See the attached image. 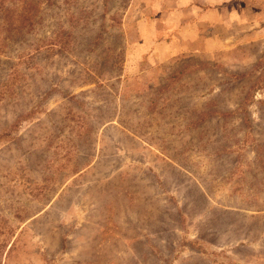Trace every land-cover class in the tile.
Here are the masks:
<instances>
[{
    "label": "rangeland",
    "instance_id": "rangeland-1",
    "mask_svg": "<svg viewBox=\"0 0 264 264\" xmlns=\"http://www.w3.org/2000/svg\"><path fill=\"white\" fill-rule=\"evenodd\" d=\"M5 6L0 264H264V0Z\"/></svg>",
    "mask_w": 264,
    "mask_h": 264
},
{
    "label": "trees",
    "instance_id": "trees-1",
    "mask_svg": "<svg viewBox=\"0 0 264 264\" xmlns=\"http://www.w3.org/2000/svg\"><path fill=\"white\" fill-rule=\"evenodd\" d=\"M10 1H13V0H0V41H5V40L9 39V40H11L13 42V41L19 40L20 37H19V32L18 31H21L23 25L27 24L28 27H30V26L33 25V22L35 23V21L33 20V17H34L33 15H29L28 16L26 14V16H22L21 9L18 12H16V11H14V9H11L9 6H5V3L6 2H10ZM15 1L17 2L18 0H15ZM46 1H47V3L50 2V0H46ZM15 13H18L19 14L18 18H21V21L18 20V19H15V21L17 23L14 22V20L13 21L11 20V18L15 17ZM4 24L6 25L5 29H4V26H3ZM8 26H11L12 28H15L16 33H13V34H10L9 36H6L5 34L9 31L8 30ZM3 47H5V44H4ZM176 72H178V71H176ZM171 77L172 76H169L168 79H170ZM229 112L230 111H225V112H222V113L218 112L217 114L216 113L215 114H209L207 117H209L208 119L223 118V117L227 116L229 114ZM111 121H113V120H110V121L102 124L101 127H104L106 124H109ZM109 125H111V124H109ZM113 127L116 130H118V132L123 136L124 139H129V140L134 141L132 139L133 137H131V135L134 132H132V131H130L128 129H125L120 123L119 124L117 123V126L115 125ZM134 135H135V133H134ZM134 143H135V141H134ZM135 144H137V143H135ZM138 145H139V142H138ZM180 218H182V216Z\"/></svg>",
    "mask_w": 264,
    "mask_h": 264
},
{
    "label": "crops",
    "instance_id": "crops-1",
    "mask_svg": "<svg viewBox=\"0 0 264 264\" xmlns=\"http://www.w3.org/2000/svg\"><path fill=\"white\" fill-rule=\"evenodd\" d=\"M118 131V130H117ZM131 137H133L132 139L135 141V143L138 144L139 142V146L137 147H140L143 148L142 146L144 147H147L148 149H151V150H154V148H152L151 146H149L145 140L138 134V133H134L131 135ZM133 141V142H134ZM156 150V149H155ZM156 153H153L155 156H157L159 159H160V156H163L161 155V153H159L158 151H155ZM157 154H159L160 156H158ZM164 158V156H163ZM167 161V160H166ZM178 170L182 172H185V174H189L190 172H187V170L185 169H182L179 165H178ZM189 176V175H188ZM190 181L193 182V178H191V176L189 177ZM182 219V218H181ZM183 222V221H182ZM182 225V228L185 229V226H186V223L183 224L181 223ZM177 231L180 232V226H177L176 227ZM201 240V241H200ZM181 244L183 245L184 248H187L189 249V251H193L194 254L195 253H198V254H205V251H204V247H201L203 245H210V244H206L204 240L201 239V237L199 236V233L198 234H195L193 238L191 237H184L181 241ZM178 242V244L180 243ZM203 248V249H202ZM207 249V248H206ZM208 250V249H207Z\"/></svg>",
    "mask_w": 264,
    "mask_h": 264
}]
</instances>
